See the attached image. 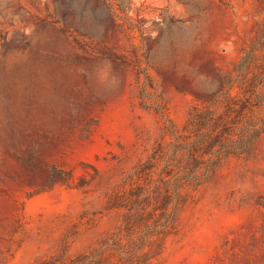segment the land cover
Instances as JSON below:
<instances>
[{
  "label": "rangeland",
  "instance_id": "obj_1",
  "mask_svg": "<svg viewBox=\"0 0 264 264\" xmlns=\"http://www.w3.org/2000/svg\"><path fill=\"white\" fill-rule=\"evenodd\" d=\"M255 129L264 0H0V264H264Z\"/></svg>",
  "mask_w": 264,
  "mask_h": 264
},
{
  "label": "trees",
  "instance_id": "obj_2",
  "mask_svg": "<svg viewBox=\"0 0 264 264\" xmlns=\"http://www.w3.org/2000/svg\"><path fill=\"white\" fill-rule=\"evenodd\" d=\"M229 100V104L231 102V99L229 97L227 98ZM234 110L232 109V105L229 107V112L232 114ZM230 115H212L210 114V119L214 124V127H218L223 123L228 124V119ZM170 127H172L171 121H168ZM264 132L263 130L255 129L252 133L248 134H243L240 136L242 139L250 141V143L256 142L261 134ZM237 136L233 130H230V133H228L226 136H222L216 133H209L208 135L203 136V150H205L207 147V144L210 141H215L216 143L219 144V147L221 149L215 153L213 156V161L207 168L208 173H212L214 169L217 167V163H220V161L224 158H227L229 156H239L241 154L247 153V151H239V148H237L239 145H237V142L240 138ZM210 144V143H209ZM208 144V145H209ZM227 144V145H226ZM230 144V145H228ZM179 150H177L175 153H177ZM181 151V150H180ZM203 160H204V153H203ZM183 179H174L175 183V201L178 196V190L180 187V184L182 183ZM176 218V212L172 215V219ZM160 220L158 219H153V225L151 228H148L145 233L142 235L140 244L135 248V247H129L126 252V259L125 262L126 264H153V257H149V253L145 251V248L149 246L153 236L161 234V233H168V227H165L164 225L162 227H159ZM162 228V229H161ZM84 264H97V257H93L91 259H88Z\"/></svg>",
  "mask_w": 264,
  "mask_h": 264
}]
</instances>
